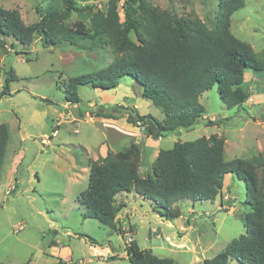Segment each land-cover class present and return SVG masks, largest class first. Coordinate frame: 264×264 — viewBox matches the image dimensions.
<instances>
[{
	"label": "rangeland",
	"instance_id": "obj_1",
	"mask_svg": "<svg viewBox=\"0 0 264 264\" xmlns=\"http://www.w3.org/2000/svg\"><path fill=\"white\" fill-rule=\"evenodd\" d=\"M108 2L79 0L82 10L72 13L67 22L82 21L89 26L92 12L83 9L90 5L95 12L105 11ZM150 2L178 15L194 14L208 24L219 16V0ZM49 3L50 0H0V7L18 10L23 23L31 25L40 19L37 9H45ZM123 4L124 0H119L122 20ZM245 4L246 7L232 17V32L251 44L257 56L264 60V0H245ZM1 41L0 81L5 83L6 73L11 69L18 81L10 84L15 91L11 99L0 102V124L10 123L12 131L8 126L14 137L20 122V128L30 137L25 143L18 141L24 150L16 176V191L7 194L6 182L0 183V263L25 264L31 259L30 264H58L60 261L66 264H131L128 258L118 257L124 252V245L127 248L135 240L141 250H152L154 255L173 259L176 264H203L246 233L244 217L250 211L245 204L246 186L236 176L227 175L221 194L214 202L183 200L173 204V208L182 211V216L174 220L164 217L151 200L137 197L136 193L126 195L122 198L127 202L126 207L118 215L122 229L125 228L121 236L95 219H85L86 209L77 197L88 187L89 172L77 177L82 167L78 160L87 167L91 158L106 156L108 152L114 153L136 143L142 155L139 174L145 177L151 172L160 150L172 149L178 141L189 142L213 134L225 137L226 160L249 159L264 153V73L246 72L245 75L254 106L246 103L243 107L227 109L215 86L200 98L206 109L204 120L189 131L155 140L145 126L126 121V112L131 109L141 116L163 119L153 103L142 96V87L129 77L111 90L81 87V102L77 105L67 102V81L107 67L115 58L111 49L85 52L45 48L39 37L29 48H24L14 38L0 33ZM26 52L29 54H20ZM26 58L31 61L26 62ZM68 108L73 111L72 116L76 113L82 116L71 121ZM101 108L119 119L85 117V113L95 114ZM132 114L135 115V111ZM60 117L61 122L57 121ZM208 121L216 124L207 126ZM43 130L51 134L52 142L47 145L41 142ZM80 146L91 149L90 154ZM130 235L132 238H128ZM110 246L114 252H110L109 260L93 256L98 248L105 250ZM114 256L117 257L112 259ZM229 264L241 263L232 259Z\"/></svg>",
	"mask_w": 264,
	"mask_h": 264
},
{
	"label": "trees",
	"instance_id": "obj_2",
	"mask_svg": "<svg viewBox=\"0 0 264 264\" xmlns=\"http://www.w3.org/2000/svg\"><path fill=\"white\" fill-rule=\"evenodd\" d=\"M78 1L50 0L47 8L37 9L40 19L31 25L23 23L18 10L0 7V33L14 38L24 48L39 37L45 48L85 52L111 49L115 58L107 67L67 81V102H81V87L111 90L129 77L142 87V96L153 103L163 119L141 116L131 109L135 115L126 112V121L145 126L155 140L189 131L204 120L206 109L200 98L215 86L227 109L243 107L252 97L246 72L264 73V60L251 44L232 32V17L246 7L245 0H219V16L212 24L191 13L178 15L161 9L150 0H124L122 20L119 0H109L105 11L95 12L90 5L83 9L92 12L89 26L82 21L67 22L72 13L82 10ZM16 81L11 69L6 73L0 100L12 97L10 84ZM104 111L101 108L91 115L119 119L109 110ZM10 141L9 126L0 124V181ZM141 162V149L136 143L108 152L103 158L88 160V187L77 197L86 209L85 219H95L124 236L118 215L126 205L117 203L118 196L136 193L151 200L168 220H174L182 216V211L173 208V204L183 200L214 202L221 194L225 177L234 175L246 186L245 204L250 208L244 217L246 233L203 264H229L232 259L241 264H264V153L249 159L226 160V139L213 134L194 141H178L172 149L160 150L145 177L139 174ZM126 251L131 264H176L173 259L154 255L152 250H141L135 240ZM25 264H30V260Z\"/></svg>",
	"mask_w": 264,
	"mask_h": 264
},
{
	"label": "crops",
	"instance_id": "obj_3",
	"mask_svg": "<svg viewBox=\"0 0 264 264\" xmlns=\"http://www.w3.org/2000/svg\"><path fill=\"white\" fill-rule=\"evenodd\" d=\"M1 68V67H0ZM4 75V74H3ZM247 81V80H246ZM3 84L4 83H2L1 81H0V93H1V90H2V87H3ZM11 88V87H10ZM14 93H15V91L14 90H12V88H11V94L12 95H14ZM252 98V97H251ZM5 99H11V97H9V98H3V99H1L0 100V102H2L3 100H5ZM247 104L249 105V106H254V102L250 99L248 102H247ZM43 109H45L46 107H42ZM69 109L70 108H68V111H69ZM74 109H76L75 107H74ZM71 113H73V111H69L68 112V116L70 117V119H71V121L73 120V121H75L76 120V117H79V116H81L80 115V113H79V116H78V114L76 113V112H74V114L76 113L77 114V116H76V114H75V116H72V114ZM88 116H91V114H88V113H85V117L87 118ZM100 119H103V118H100ZM60 120V121H59ZM61 120H62V117H60L59 119H57V121H59V122H61ZM66 121V120H65ZM4 124H6V123H4ZM7 125H9L10 126V128H11V131H12V125L9 123V124H7ZM18 134L17 135H14V137H13V135H11V141H10V144H9V146H8V152H7V156H6V162H5V166H4V170H3V174H2V179H1V181H0V183H2L3 181H5L6 182V186L8 187V190H7V194H9V193H12V192H15L16 191V189H17V184H16V176H17V174H18V171H19V167H20V165H21V163H22V161H23V158H22V155H21V153H23V150H24V147L23 146H19V144H18V141H21V143H25L26 142V140L27 139H29V137H30V135L27 137L26 135H25V133H24V130L23 129H21L20 128V122H19V124H18ZM58 131V130H57ZM12 134H13V132H12ZM40 134L42 135V136H40V137H42L41 138V142H42V144H45V145H47V144H49V143H51L52 141H51V134H49L48 132H47V130H43V132L41 131L40 132ZM79 147V146H78ZM80 147H82V146H80ZM85 149V150H84ZM82 150H84V151H86V153L87 154H90V150H88V149H86L85 147H82ZM22 151V152H21ZM106 151H107V149H106ZM104 151H102L101 153H103ZM100 153V154H101ZM78 156H79V154H77ZM89 157V156H88ZM103 158V157H105V156H103V154L101 155V156H98V157H95V158H91V157H89V158H91L92 160H97V159H99V158ZM78 159H79V157H78ZM82 161L80 160H78V164L80 165V166H82L81 167V170L79 171L80 173H77V177L79 178L80 177V175H78V174H81V173H88L89 171H88V167H86V165L84 164H82L81 163ZM78 165V166H79ZM75 167H77V165L75 164ZM76 171H77V169H76ZM36 177V176H35ZM230 178H232V175H230ZM238 180V179H237ZM129 195V194H128ZM136 196L137 197H139L137 194H136ZM125 197H127L126 195H120V196H118L117 197V203L118 204H120V203H124L125 205H126V203L127 202H125L122 198H125ZM219 209L221 208V206L219 205V207H218ZM120 217L118 216V219H119ZM189 224V223H188ZM125 228L123 227V230H124ZM49 241V240H48ZM50 242V241H49ZM53 242H51V244H52ZM124 252L118 257V258H127V248H126V246L124 245ZM110 252H114V249L110 246L108 249L107 248H105V250L104 249H102L101 250V248H98L97 249V251H94L93 252V256H99V257H103V258H107V260H109L110 258H111V255H110ZM114 257H117V256H114ZM30 260V263H32V260L31 259H29ZM28 260V261H29Z\"/></svg>",
	"mask_w": 264,
	"mask_h": 264
},
{
	"label": "built area",
	"instance_id": "obj_4",
	"mask_svg": "<svg viewBox=\"0 0 264 264\" xmlns=\"http://www.w3.org/2000/svg\"><path fill=\"white\" fill-rule=\"evenodd\" d=\"M132 234V233H131ZM128 238H132L131 235ZM104 260H107V258H104Z\"/></svg>",
	"mask_w": 264,
	"mask_h": 264
}]
</instances>
